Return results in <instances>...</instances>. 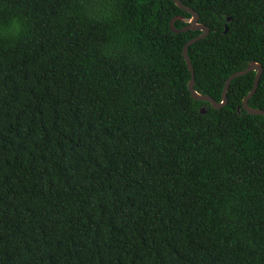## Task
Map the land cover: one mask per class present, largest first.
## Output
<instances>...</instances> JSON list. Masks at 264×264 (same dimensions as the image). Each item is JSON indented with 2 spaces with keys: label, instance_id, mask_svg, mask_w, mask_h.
Here are the masks:
<instances>
[{
  "label": "trees",
  "instance_id": "16d2710c",
  "mask_svg": "<svg viewBox=\"0 0 264 264\" xmlns=\"http://www.w3.org/2000/svg\"><path fill=\"white\" fill-rule=\"evenodd\" d=\"M181 1L210 29L194 88L220 102L264 68V0ZM176 17L172 0H0V264H264L255 72L223 108L194 100L201 32ZM248 104L264 111V71Z\"/></svg>",
  "mask_w": 264,
  "mask_h": 264
},
{
  "label": "water",
  "instance_id": "95a60500",
  "mask_svg": "<svg viewBox=\"0 0 264 264\" xmlns=\"http://www.w3.org/2000/svg\"><path fill=\"white\" fill-rule=\"evenodd\" d=\"M180 9H182L183 11L189 13L191 15V19L188 22V25H186L185 27L181 28V29H177L174 26V22L178 19V17L173 18L172 21L170 22V29L172 32L174 33H182V32H186L189 30H193V31H200L201 34L198 35L197 37L191 39L190 41H188L184 48H183V56L185 58V61L187 63L188 69L191 72L192 78L188 84V88L189 91L191 93V96L194 100L196 101H202V102H208L211 104V106L214 109H220L225 107L228 104V90L230 87V84L232 82V80H234L236 77L242 76V75H246L249 74L251 72H255V78H254V84L252 87V90L244 97L243 101H242V107L251 115H261L264 117V111L261 109H255V108H251L249 106V100L254 96V94L257 91L258 85H259V80L260 77L264 71L263 66L258 63V62H251L248 67L245 70L242 71H238L236 73L231 74L224 85L223 91H222V100L220 102L216 101L214 98L208 96V95H202L200 93H198L195 88V72H194V68L192 66L191 60L188 56V48L193 45L194 43H196L199 40H202L204 38H206L209 33H210V29L208 26L202 24L199 22V14L192 8L186 6L183 4V2L181 0H172ZM230 20V18L228 19ZM227 31V28H226ZM200 112L202 114H206L207 110L202 107Z\"/></svg>",
  "mask_w": 264,
  "mask_h": 264
},
{
  "label": "clouds",
  "instance_id": "9594fccd",
  "mask_svg": "<svg viewBox=\"0 0 264 264\" xmlns=\"http://www.w3.org/2000/svg\"><path fill=\"white\" fill-rule=\"evenodd\" d=\"M18 30V29H17Z\"/></svg>",
  "mask_w": 264,
  "mask_h": 264
}]
</instances>
